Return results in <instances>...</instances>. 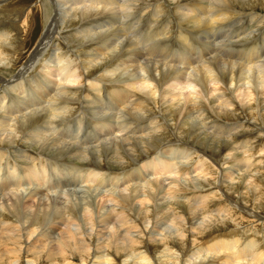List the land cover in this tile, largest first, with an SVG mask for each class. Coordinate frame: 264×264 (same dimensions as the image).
I'll list each match as a JSON object with an SVG mask.
<instances>
[{
	"label": "bare ground",
	"instance_id": "6f19581e",
	"mask_svg": "<svg viewBox=\"0 0 264 264\" xmlns=\"http://www.w3.org/2000/svg\"><path fill=\"white\" fill-rule=\"evenodd\" d=\"M6 1L7 0H0V3H4ZM135 1L137 2V0ZM135 1L131 0L130 2L129 0H75L74 1L75 3L73 4L71 3L73 6L71 4L70 5L72 6V9L75 6L77 7L75 9H77L78 11L82 10L81 12H85L86 15L88 14L87 12H91V14L95 16L97 15L101 16V14H103V12H105V9L108 7L109 9H112V11H115L114 9H119V11L120 9L121 10L124 9L125 11L126 9L130 10L132 8H137L139 11V10H145L143 8L146 6H150V5H151L150 7L153 13H159V9L157 8V4L160 3L159 0L155 1L154 4L146 0L145 1L141 0L142 1L141 3L136 4ZM162 1L167 3L166 0H161V2ZM167 1L172 2L174 6L177 7L176 10L180 17L176 19L177 21L176 27L170 28L169 26V27H166V28H169L167 30L165 28L159 29L156 26V28L149 30L148 33L142 32L138 34L139 39L134 34H132V36H134V39H133L134 43H131V45L135 44V45H140L142 47L146 46L145 48L147 50V53L150 54L152 57H154L153 60L151 61V64H149L150 68L147 67L148 65L146 66L145 62L144 63L142 62L143 64L140 63V61H142L143 59L145 61V58L140 56L141 54L138 52L137 53L132 52L134 49L132 51H129L130 49H128L129 52H125V50L123 51L124 47H126V43H124V45H121V43L123 41L127 42L128 41L127 38L124 37V40L122 41L121 37L124 36V34L122 36L120 33L115 34V32L111 30L112 23H108L106 21L105 24L104 23L96 24L95 26H91L92 25L91 24L88 26H83L78 29L77 33L79 34L81 39L84 40L83 42L85 44L90 43V45H92V47L90 48V50H88V52H86V54L80 57V55H77L75 53V49L73 48V46H70L68 44L67 51H68V54L70 53V55L69 57L65 58V55L61 56L60 53H62L61 52L62 50L60 49L58 44L54 43L52 45L53 48H51L52 52L50 53V56H49L50 58H48V61L44 60V62L39 67L40 70L38 69L39 74L37 76V79L35 81L30 82L31 83L30 87L29 85H23V84H20L19 86L18 83L22 82L24 78L22 77V75L26 74L27 72H29L30 69L32 70V68L35 65H37V62H39L40 60L39 59L40 55L43 53L44 50H47L46 48L48 47L53 36L59 35L60 28L57 27L58 22L60 21L59 23H61L60 25H62V21H63L62 17L60 18V14L58 12L60 11V3L58 0H51L52 5H53V16H51L52 18L50 17L48 24L43 29V32L41 34L39 41L37 42L36 47L34 48V50H32V53H30V55L27 56L26 61L25 62L23 61L24 64L21 68L18 69L15 77L13 78L11 77V79L9 78L8 82H5L4 80L0 79V84L3 85L5 83L16 81V79L18 78V81L15 84H18L17 87H20V89L28 96V97H25L24 102H18V101L16 102L15 100V102H13V104L8 107V109L6 110L7 111L6 113H8V117L6 119L4 118V116L1 115L2 111L4 110H0V141L6 138L11 143L16 144L17 141L15 137L17 136V132H20L23 135V137L25 136L28 139L36 141V143L44 142L45 144H49V146H54L55 144H60V143L63 144L64 141H68L69 148H63V145H62L61 149L59 148L60 150H56L55 152L57 155L60 156V159L61 158L64 159V156H65L62 152L70 151L72 154H78L84 157L91 158L93 162V166H89V167H73L74 165H69L70 167L63 169L62 168L63 166L57 163L58 161L57 162L53 161L54 159L53 160H47L43 158L36 159L35 157L30 156V154L22 155V158L24 159V161L28 162L27 163L28 165L22 166L21 168H19V165L16 163H13L11 167H8L7 165L2 166V163L0 162V170H1L0 172V199L2 200V205L0 206L1 212L4 211L5 213H10L11 218H12L11 221L10 220L0 221V264H23V263L24 264H87L89 260H91L89 264H121L118 261L119 260L118 258L120 257L119 254L121 253V251H122V256H134L135 257L134 259L131 260L132 264H150V257L145 251L135 252V248L136 247L138 248L139 243L141 241L140 238H141V233L143 230H141L140 228H137V226L134 223H132L129 218L126 217L124 208L126 207L129 208V206L134 200L139 199L140 203L142 204H143V201L145 202L150 201L152 197V195L149 194L150 190H155V191L161 190V186H159L160 184L157 182L147 181L146 183V180H145L146 175H144L145 171H148L149 174H158V175L159 173L163 174L165 172L166 173L173 172L174 174H177L179 172V169L177 168L175 163L172 164V162L170 161L171 157L165 159L164 156L168 155L166 154V152L160 151V153H157L154 156L151 155V157L147 159H146L147 157L146 156L145 157L146 160H144V162L142 161L140 162L139 160V162L142 164L137 167L132 166V168H130L126 172V174L124 175V178L120 180L122 176L119 178L115 174V176L112 175L111 177L110 176L107 177V174H108L107 171L103 169L102 170L99 169L98 165L102 158L101 156H103L100 152L103 151L105 153L104 155L108 156L111 153L112 149H114V151L112 152L113 158H115L114 160L116 159L119 160L120 165H122L121 162H123L124 164L130 163L131 161L137 162L136 159L140 153L139 147L141 148V151H143L145 154L148 152L149 145L151 143L158 142L160 139L167 137L166 136L167 131L164 130L165 128L163 126L165 125V122L164 120L163 122L159 121L158 118L153 120V122L157 124L156 127H151V125L150 126L146 125V127H139L134 132L129 130V127L132 125L138 126L139 122L143 118L144 113L149 114L147 113L149 112V107H148L150 104L149 100H151L152 103L154 102V104L159 103L160 107H162V104L165 103V101H163L164 99L160 97V95L157 94L159 91H161L162 95L169 96L167 101L168 100L170 101L168 102V106L171 109L172 107L174 108L175 106H177V108H175L177 110L176 111L177 114L178 113L183 114L180 121L183 122L184 119L189 118L191 120L190 128L192 129L194 133L196 130H198L199 124H202L201 128L204 129L205 133L207 135H211V137H215V139L219 137H224V138L229 137V129H228V132L218 131V129H216L217 127L215 129H212L211 124L209 126H205V124L200 123V121L202 122L206 120V118H208L207 117L208 115L206 116V114L202 112V109H205V106H209L211 109L207 107L206 108L214 112H215V109L216 111L218 110L220 112H225L227 111L228 107H231L233 105V103L231 102V99L226 98L225 95H223L222 93H217L218 92L217 90H219L220 85L223 86V90L225 89L227 90L226 88L227 82L232 83V82H239L241 80L242 81L244 80L245 83L243 81L244 84L243 83L241 84L243 85L247 84V86L244 87L245 88L244 90L246 91L244 90L240 91L239 88L232 90L233 94H235L234 98L238 99V97H241V99L239 98V100L237 99L236 100L240 103L245 101V104H248V102L254 101L257 104L256 106H259L258 109H261L260 107H261L262 101H260V99L257 98L259 96L254 95V93H252L251 91L255 90L257 95L261 94L264 96V89H263L264 88V50L260 51L257 48V45H255L256 42L258 43V40H261V41L264 40V36L262 35L260 36L259 39L252 41L253 44L251 43L250 48H243L241 50L235 51L234 53L231 47H230L231 49L229 50V45L232 47L234 45H241V46H243L244 44L247 45V43L249 42H244V40L247 37L251 36L252 33L259 31L258 29L256 28L253 29L249 34L244 33V32L243 33L240 32L241 35L234 34L235 36L232 38V41L230 43H229L230 38L228 39L226 35L227 33L222 34L221 36L217 37V40H216V36L214 37V33H212V35L210 33V35L214 37L213 39L216 40L214 41L212 39V41L214 42L212 44L215 45L214 48L215 47L217 48H215L216 49L215 51L212 48L213 46L212 44H211L212 46L210 45L211 47L208 45L210 44L208 41V44L206 45L209 47V51H207L208 53L206 52L199 53L200 51L198 53H195V50L187 51V49L184 50V48L182 50V48L180 49L177 46L175 49L172 48L174 50H172L171 54L168 55L169 57H167L166 54L163 55V53L157 54L158 50L156 52L154 49L155 47L153 45L157 44L155 43V40H157L158 42L157 45H162L161 51H165L167 50V45L165 43L168 41H172V39L175 38L178 45L183 46L185 44L190 49H195L197 48V45L196 46L194 45L195 48L193 47V44L191 43V39H190L191 36H189V33H192V31L201 32L200 31L201 29L209 27L210 24L211 25L212 24L223 25L222 23L224 22V20H228V19L234 20L238 18L239 16L240 17L243 16L245 12L243 8L254 7L259 2H261L263 4L262 6H264V0H186V2L184 3H181L183 2V0H167ZM76 2H78L79 4ZM63 3L61 5H63ZM76 5H78L79 7ZM154 5L156 6V8L154 7ZM235 5L238 6L239 8L236 9ZM110 6H112V8H110ZM259 6H261V4H259ZM259 6H256V7H259ZM61 8L64 9L62 6ZM129 10L126 11V15L128 16H130V13H131V11ZM69 11L71 10H68V12ZM107 12H110L111 13L110 16H112L113 12L111 11H107ZM93 15H90V16L94 17ZM248 17L250 18V20H253V21L255 18L256 23H260L264 21V16L262 14H259V16H256L253 10H252V13L248 15ZM166 18L167 17H165V19L163 20L164 22L166 21ZM66 20L69 21L68 19ZM125 22L127 23V21ZM188 22H190L193 26L191 25V27L189 28L186 27L185 23H188ZM126 23L124 25H126ZM166 23L168 24L170 22L166 21ZM198 28H201V29L199 30ZM236 30H239V29H236ZM143 33H147V34L144 35ZM206 33H209V31L208 32L206 31ZM159 34H162V36L160 37ZM0 36H4V35L1 34ZM240 38L242 39L240 40ZM2 42L1 44L3 45ZM147 42H150V44L147 45L146 44ZM219 45H225L224 48L226 47L228 48V50L222 49L223 51L221 53V50L218 51L220 49ZM152 46L154 48L151 49ZM259 48H261V46ZM167 51H170V50H167ZM3 54L4 53L0 51V63L2 59H5V55L3 56ZM115 60L116 62L118 61V63L114 66V68L110 67L111 66L110 63H115L114 62ZM98 62H99L98 66L103 67L104 69V74H102L101 76L98 75L99 77L98 79H100L101 82L109 79V84L107 85L102 84L98 79L97 80L99 81V83L98 81L95 83L93 82V79L91 78L92 82L90 81L87 82L86 80L85 85L82 84L83 91H85L86 89V91L89 92L90 94V90L94 92V91H99L102 89L105 93V90L106 89L108 90L109 88V91H107L108 97L106 96L108 99L103 95L107 100L104 102V104L107 105V107L109 106V108H114L115 114L118 113V116L113 118L114 121L113 120L110 121L109 118H103L100 116L102 114L98 113L95 118L91 117L93 118L91 120L83 119V113H84L83 108H82L83 106H80L79 108H77L78 112L73 113V115L69 117L70 115L68 114H72V109L74 106L73 102L80 101V98H79L80 95L78 96L77 88L74 87L75 84L82 82L80 81V78L85 79L91 69V66L95 65ZM166 64L171 65V69H164V68L161 69V67H165ZM180 65L181 67H183V69L180 68L181 70L177 68L178 66L180 67ZM108 66L110 67V69L108 68ZM130 68L131 70L129 71ZM45 70L47 71L48 76H46V74L45 75L42 74V72H46ZM118 70L119 72H117ZM111 72L112 73L114 72V73L112 74V77L111 76L109 77L107 74ZM229 75H230V78H229ZM51 77L55 79L54 80L50 79ZM95 77L97 78V76ZM24 81L26 82V80ZM124 82H125L124 85H126V87L121 86V84ZM88 83L90 84L87 85ZM67 84H69V86H67ZM10 85L12 86V84ZM181 89L191 90L192 92H188L189 90H187V93H189L187 94V96H190V98H187L186 96L184 97V95H182L183 92L180 93ZM238 89H239V92L238 94H236L235 92H237ZM11 90L12 91L9 92L10 94L15 92V90L13 89ZM176 90H179V92L178 91L176 92ZM135 92H138L139 96L137 97V100L135 98H134L135 100L133 99L135 102H132L131 96L132 94L134 95ZM95 94L94 95L92 94L94 96V99H95ZM136 94L134 96H136ZM251 95L256 96V98L251 97ZM96 97H97V94H96ZM88 99L90 101V98H87L86 100ZM96 99L98 100V98ZM262 100H263L262 102L263 104L264 99ZM189 102H191L190 104L191 108L190 107L189 108L191 110L196 109L198 111V113L191 115L190 117H188L190 113V109L187 108V104H186ZM91 105L93 104H90V106ZM126 105H129L130 108L125 109L127 111L123 112V108L121 107H124ZM178 107H179V110H178ZM120 108L122 109V112ZM139 108L143 110L139 112ZM130 109L134 111V114H130L131 112ZM161 109H160V113H162V115L165 114L166 110L168 111L167 108L166 109L163 108L162 110ZM175 109L174 110L172 109V110L175 111ZM64 111L68 113V114H64L66 118L65 119L58 118L62 113H64ZM94 113L95 112H93V114ZM106 113H107V110H106ZM120 113L121 115H119ZM123 116H125L126 119L124 120L122 118L124 121L119 120V118ZM215 116H218V115H215ZM19 118L21 120H19ZM194 120H196V122H194ZM37 121H41V122L39 124L38 123L33 124ZM73 123L75 124L73 125ZM179 123L180 122H178V124ZM89 124H91V127H92V131H90L91 135L92 137H94V140H90V141H93L94 144H92L93 142L91 143L88 140L89 144L87 142V145H88L87 147L85 141H82L81 143L78 142V140L81 139L80 137L81 134L78 137L77 135L79 134L81 130L82 131L85 130L86 125H88L89 127L90 126ZM46 125H49V127H47ZM60 125H63V126L61 127ZM26 128H29V129H26ZM59 128H62L63 130H68V133L67 134H60V133L56 134L55 132L57 131L62 132V130ZM207 128H210V131H208ZM48 129H51V132H53L51 135L56 134V141L58 143L55 142L50 145L49 142H51L50 141L51 138L46 137V133H47L46 131H48ZM4 131H7L5 132L7 133L6 135H4ZM85 132L87 131L85 130ZM88 132L86 133V135L89 134ZM120 132H121V136L120 135L118 136L117 133H120ZM203 137L204 136H202V138ZM200 138L201 137H199V139ZM98 142H101V143L103 142V143L101 145H97ZM121 143L122 144L126 143L125 146H127L124 148V150L122 149L123 151H125L124 153L122 152L120 148ZM73 144H76L78 147H74ZM8 145H9V142H8ZM43 148H45V145L41 149L43 150ZM10 152L11 153L15 152V150H12ZM28 152L30 153V151ZM185 154L187 156V153ZM3 155H4L3 152L0 151V160ZM78 155L76 156L78 157ZM19 156L21 155L19 154ZM172 157L175 158L174 156ZM95 158H97L98 160H96ZM64 161L65 160H63V162ZM195 163H199L201 171H204V168L207 166V165L206 166L203 165V163L205 164V160L201 161V160L195 159ZM209 164L211 165V163ZM53 175L55 176V178L52 177ZM69 175H75L76 177H79L78 179L79 182L78 181L68 182L66 180V177L68 176L69 178ZM118 175L120 176L121 174H118ZM160 176L161 175H159V177ZM148 178H149V175H148ZM110 180L112 181L110 182ZM136 180L138 181V185L134 186ZM139 180H144V182H141V181L139 182ZM80 181H84L87 186H91V187L109 186L110 188L105 189L106 190L105 192H102L101 190L100 191L97 190L98 193L96 194L101 195V197L102 196L107 197L108 201L114 202L113 205L116 208L112 207V209H109V211L105 210L106 212L99 213L98 207L97 208L94 207V205L92 204V201H89L90 202L89 203L87 202L88 201L87 200V201H82L83 205L81 209L80 210L77 209L79 211H77V214H74L73 212L74 208L77 205L79 207L80 206L79 204H82V203H77L76 202L77 198H75L76 199L75 200L74 197H72V196H76L74 194L78 193L77 192L78 190L77 191L73 190L72 192H69L70 190H68L67 188H69L70 185H73V187L76 188L75 185L82 183ZM130 181L131 182L134 181V185L132 183V185L134 186V188L132 189V191L134 192V195H132L131 193H128L127 191V190L130 191V187L128 185V183H131ZM52 183L56 185H52ZM58 183L60 185H57ZM61 183H64V184H61ZM85 184L84 185L82 184V186L85 187ZM31 185H36L35 189L32 188L34 191L30 190ZM63 186H66V192H63V189H62ZM119 186H122V188H120L121 190H124L127 192L126 195H121L118 192L117 193L114 192V190L118 189ZM173 186H168V191H170L172 194H175L177 191L181 190L179 185H177L175 181L173 182ZM22 187H24L25 189L28 188L27 196H23L22 193L17 194L18 188L20 189ZM57 189H59L60 191V196H61V193L64 196L63 199L65 201V204L62 202V204L60 205V203H57L56 199L47 196L49 192L56 193L58 191ZM140 190L144 192V193L142 192L143 193L142 198L139 194ZM79 191H82V189H80ZM83 191L82 193L85 194V197H88L90 195V193L89 194L87 193L88 191H90V189H88V191L86 190V192H83ZM152 192L154 193V191ZM198 193L195 194L193 192V199L191 200L192 202L191 205H194V206L191 208V211H200V212L203 211L204 212V209L206 207L205 205L208 203L206 202V200L209 198L205 200L206 196L203 193H202L203 195H200ZM7 194L10 195V196L8 195L9 197H7V200L8 201L10 200L9 202L3 199V197H5ZM36 195H38L39 198H37V200L35 201H32L36 199L35 197ZM158 195H161V193H159ZM157 197L158 196H156V198ZM40 200H43L41 202V205H42L41 208H40ZM221 210L222 208L220 207H217L216 209H214V211L212 210L213 213L210 214L212 216L211 218L209 217L210 219H207V218L205 219V217L208 215H205V216L201 215V218L199 221H197L198 218L192 217L193 218V222L191 223L192 225L189 224L191 226L189 227L190 233L191 232L193 233L194 230L195 231L199 230L200 236L204 234L203 232L208 234L209 233L207 232L209 231L208 228L211 227V225H213V224H210V221L212 223V220L214 221L217 216L221 215L220 214V212H222ZM158 212L159 214L161 213V211H158ZM152 217L153 216H151V218ZM173 217H176V218H175V221L174 220L169 221L171 223V228H169L170 229L169 232L166 231L167 233H163L164 230L168 228L169 226L168 227L166 226L165 228L163 227L162 229H156L155 232H153L154 235L159 236V238L157 239H159V241L163 244V247H164L163 249H165V246L171 243V241L172 242L175 241L177 243L180 242L181 244H183V241L185 240V232H184L185 229H183L184 226H182L183 225L182 221L184 222V219L178 215L173 216ZM181 218L183 220H181ZM167 221H168V218H167ZM98 223L101 227H98L99 226ZM146 223L148 222L146 221ZM150 227H153V226H150ZM172 228L174 232L171 231ZM189 228H187V230ZM187 230H185L186 233L188 232ZM230 234L231 233H229L227 236H223L225 238H222V239H219L215 235L210 236L208 234V236H210L209 239H205V240L203 239L204 241L202 242L200 241L201 243L200 242L198 243H200V246L202 247L201 250H203V252L204 250L206 252H219V251L226 252V255L223 258H224V262L226 261L228 262V264L229 263L238 264L239 259H242L243 261L249 259L250 261H254L257 264H258V261L260 262L261 260H263L264 254L258 249V244L252 239L253 237L249 235V238L246 237L245 240L240 241L238 240V238L230 237L229 236ZM166 241H167V244H166ZM169 251L170 249L168 250V252ZM199 252L201 253V251H196L195 255L197 254L198 256ZM194 258H196V256ZM21 259H23V262H21ZM123 264H127V263L124 262Z\"/></svg>",
	"mask_w": 264,
	"mask_h": 264
},
{
	"label": "rangeland",
	"instance_id": "374dc122",
	"mask_svg": "<svg viewBox=\"0 0 264 264\" xmlns=\"http://www.w3.org/2000/svg\"><path fill=\"white\" fill-rule=\"evenodd\" d=\"M58 1L60 3V11H58L60 14V18L62 17V20L63 21L65 20L64 22L62 21V25H60L61 24V23H59L60 21L58 22L57 27L60 28L59 29V35L60 36L59 35L53 36L48 47L50 45L51 46L49 48L47 47L46 48L47 50H44L43 53L40 55V57H39L40 60L38 59L39 62H37V65H35L32 68V70L30 69L29 72L22 75V77H24V78H23L22 82L18 83L19 86H20V84H23V85H29V87H30L31 86L30 82L35 81L37 79V76H38L39 70H40L39 67L44 62V60L48 61V58H50L49 56H50V53L52 52L51 48H53L52 45L54 43L58 44V46L62 50L61 51L62 53H60V54H61V56L65 55V58L69 57V55H70V53L68 54V51H67V45L68 44L70 46H73V48L75 49V53L77 55H80V57L83 56L84 54H86V52H88V50H90L92 45H90V43L85 44L83 42L84 40H82L81 37L79 36V34L77 33L78 29L83 27V26H88L91 24H92L91 26H95L96 24H102V23L105 24L106 21L108 23H112L111 30L114 31L115 34L120 33L121 36L124 34V36L121 37L122 41L124 40V37L127 38L128 41H130V42L123 41L121 43V45H124V43H126V47L123 46L124 47L123 51L125 50V52H129V51H132L134 49L132 52H134V53L138 52L141 54L140 56L145 58V61L143 59L142 61H140V63L145 62L146 66L148 65L147 67L150 68L149 64H151V61L153 60L154 57H152L150 54L147 53V50L145 48L146 46L142 47L140 45H135V44L131 45V43H134L133 42L134 36H132V34H134L138 38V34H140L142 32L148 33L149 30L156 28V26L159 29L165 28L168 30L169 28H166V27H169V26H170V28L176 27V22H177L176 19H178V17H180L177 10H176L177 7H175L172 2H169L167 0H166L167 3L163 2V1L161 2V0H159L160 3L157 4V8L159 9V13H153L152 9L150 7L151 5L143 8L146 11L145 10H139L138 11L137 8H132L130 10L126 9L125 11H124V9H122V10L120 9V11H119V9H114L115 11H112V9H109V7H108L105 9V12L111 11V12H113V14H112V16H110L111 15L110 12H107V13L103 12L105 17L103 14H101V16H99V15L95 16V15L91 14V12H87L88 14L86 15L85 12H81L82 10L78 11L77 9H75L77 7L74 6L73 9L76 11V13H75V11L72 9V6H73L72 4L75 3L74 2L75 0H67V1L66 0H62V1L58 0ZM129 1L131 2V0H129ZM133 1H135V0H133ZM143 1H145V0H143ZM146 1L154 4V2L158 1V0H146ZM137 2L135 1L136 4H139L142 1L137 0ZM184 2H186V0H183V2H181V3H184ZM62 3H63V5H61ZM76 3H78V2H76ZM259 4H261V6H259ZM262 5L263 4L261 2H259L254 7L243 8V10H245L243 16H241V17L239 16L238 18H236L234 20H229V19L224 20V22L222 23L223 25H216V24L211 25L210 24L209 27H207V28H203V29L198 28L199 30L201 29L200 30L201 32L192 31V33H189V36H191L190 39H191V43L193 44V47L195 48V46L197 45V48H195V49H190L185 44H184L185 46L184 45L183 46L178 45L175 38H173L174 40L172 39V41H168L165 43L167 45V50H170V51H167V50L161 51L162 45H157L158 44L157 40H155V43H157V44L153 45L155 48L152 46L151 49L154 48L156 52L158 50L157 54L163 53V55L166 54L167 57H169L168 55H170L172 50H174L177 46L180 49L182 48V50H183V48H184V50L187 49V51L195 50V53H198L199 51H200L199 53H201V52L208 53L207 51H209V47L206 45L208 44V41L210 43V44H208L209 46L212 43H214L212 41V39L215 36H216V40H217V37L221 36L222 34L227 33L226 35H227L228 39L230 38L229 39V43H230L232 41V38L236 34H240V32L241 33L244 32V33L249 34L253 29L256 28L259 31L252 33L251 36L247 37L244 40V42H249L250 44L247 43V45L244 44L243 46L234 45L233 47L229 45V50L232 48L233 53L235 51L241 50L243 48H250L251 43L253 44L252 41L259 39L260 36H262V35L264 36V29H263L264 28L263 27L264 21L260 22V23H256L255 18H254V21L250 20L248 15L251 14L252 10H253V12L256 16H259V14H262L264 16V6H262ZM61 6L64 9H62ZM76 6H78V5H76ZM256 6H259V7H256ZM65 7H66V9H65ZM154 7L156 8L155 5H154ZM235 7H236V9L239 8L236 5H235ZM110 8H112V6H110ZM68 10H71V11L68 12ZM72 10H73V12H72ZM128 10L131 11V13H132V14L130 13V16L126 15V11H128ZM240 10H242V9H240ZM118 11H119V13H118ZM90 15H93L94 17H92ZM124 15L126 18L124 17ZM51 16H53V5H52L51 0H7L4 3H0V28H1L0 32H1V34H3L5 36V37L0 36V46L3 47V48L0 47V51L4 53L3 56L5 55V59H2L1 63H0V79L4 80L5 82H8L9 78L11 79V77L13 78L16 76L18 69L23 66L24 62L26 61L27 56L30 55V53H32V50H34V48L36 47L37 42L39 41L41 34L43 32V29L48 24V21L50 20ZM95 17H97L98 19ZM165 17H167L166 21L170 22V23L167 24L166 21L165 22L163 21L165 19ZM82 18H84V19H82ZM66 19H68L70 22L67 21ZM79 21H81V22H79ZM88 21H90V22H88ZM121 21H122V23H121ZM125 21H127V23ZM71 22H72V24H71ZM125 23H126V25H124ZM74 25H76V26H74ZM191 25L192 24L190 22L185 23V26L188 28L191 27ZM144 29H145V31H144ZM236 29H239V30H236ZM206 31L207 32L209 31V33H206ZM234 31H235V33H234ZM147 33H143V34L145 35ZM210 33H211V35H212V33H214V37H212L210 35ZM199 34H201L202 36ZM159 35H160V37L162 36V34H159ZM207 37H208V39H207ZM241 39L242 38H240V40ZM216 40H214V41H216ZM1 42L3 43V45L1 44ZM238 42H240V41H238ZM146 44L149 45L150 42H147ZM121 45H120V47H121ZM144 45H145V43H144ZM212 45H211L212 48L216 51L215 48H217V47L214 48L215 45L214 44H212ZM255 45H257V48L260 51L264 50V40H262V41L258 40V43L256 42ZM219 46H220L219 47L220 49L218 51L221 50V53L223 50H228V48H226V47L224 48L225 45H219ZM260 46H261V48H259ZM186 47H188V48H186ZM78 48H79V50H78ZM172 48H174V49H172ZM206 48H207V50H206ZM212 48H211V50H212ZM128 49H130V50L128 51ZM1 57H2V55H1ZM99 62H100V60H99ZM99 62L96 63L97 66H96V64L91 66V69H90V71L87 74V77L85 79L80 78V81H82V82L75 84L74 87L77 88L78 96L80 95L79 96L80 101L79 102H77V101L73 102L74 106L72 105L73 106L72 114H68L67 112L64 111V113H62L58 118L65 119L66 116L64 114H68V115H70L69 117H71V115H73V113L78 112L77 108H79L80 106H83L82 107L83 112H84L83 113V119L91 120V119L95 118L98 113L102 114L100 116L103 118H109L110 121H112V120L114 121L113 118L118 116V113L115 114L114 108H109V106L107 107V105L104 104V102L107 101L106 100V98L108 97L107 91H109V88H108V90L107 89L105 90V93L102 89L99 91H94V92L92 90H90V94H89V92L86 91V89H85V91H83V87H82L83 85L82 84L85 85L86 80H87V82H89V81L92 82L91 80L93 79V82H95V83L98 80L101 82V80L98 79L99 78L98 75L101 76L102 74H104V69H103V67L98 66ZM114 62L115 63H110L111 66L110 65L109 66L114 68V66L118 63V61L116 62V60H115ZM109 66H108V68L110 69ZM162 68L171 69V65L166 64L165 67H161V69ZM177 68L179 70L183 69V67H181V65H180V67L178 66ZM130 70H131V68L129 69V71ZM117 72H119V70ZM98 73H100V74H98ZM113 73L111 72V73H108L107 75L109 77L110 76L112 77ZM42 74L43 75L46 74V76H48L47 71L42 72ZM94 75L97 76V78ZM226 76H228V75H226ZM229 78H230V75H229ZM50 79L54 80L55 78L51 77ZM24 80H26V82ZM17 81H18V78L16 79V81L5 83L3 85L0 84V87H1L0 88V110H4V111H2L1 115L4 116L5 119L8 117V113H6L7 112L6 110L8 109L9 106H11L13 104V102H15V100H16V102L17 101L18 102H24L25 97H28L20 89V87H17L18 84H15ZM99 81H98V83H99ZM104 81L101 83L106 84V85L109 84V79L104 80ZM243 81L241 80L239 82H232V83L227 82L226 88H227L228 92L226 89L223 90V86H221V85L219 86V90H217L218 92L216 91L217 93H222L223 95H225L226 98L231 99V102L233 103V105L231 107H228L227 111L220 112L218 110L216 111V109H215V112H214V111L210 110L211 108L209 106H205V109H202V112H204V114H206V116L208 115L207 116L208 118H206V120H204L202 122L200 121V123L205 124V126H209L211 124L212 129H215L217 127L216 129H218V131H222V132H228V129H229V137H227V138L219 137V138L215 139V137H211V135H207L205 133L204 129L201 128L202 124H199L198 130H196L194 133L192 131V129L190 128L191 120L188 118V119H184L183 122L180 121L183 114H179V113H178L179 115L177 114V112H176L177 110L175 109V108H177V106H175L174 108L172 107L173 110L175 109V111H173L168 106V102H170V101L169 100L167 101V99L169 98V96H164V95H162L161 91H159L157 94L160 95V97H162L164 99L163 101H165V103L162 104V107H160L159 103L154 104V102L152 103V101L149 100V102H150V104L148 106L149 112H147L149 114L144 113L143 118H145V119L142 118V120L139 122L138 126H136V125L130 126L129 130L134 132L139 127H146V125L147 126L151 125V127H156L157 124H155L153 122V120L158 118L159 121L163 122V120H164V122H165L166 127H165V125H163V126L165 128L164 130L167 131V132L165 131L167 133L166 134L167 137L160 139L158 141L159 144H158V142L151 143L149 145L148 152L145 153L146 155L144 154L143 151H141V148L139 147L140 151L139 150L138 151L140 153L136 159L137 162L131 161L130 163H126V164L121 162L122 165H120V161L117 159L114 160L115 158H113L112 152L114 151V149H112L111 153L108 155L109 157L107 155L105 156L104 155L105 153L103 151L100 152L103 156H101L102 158H101L99 165H98L99 169L106 170L108 173L107 177H109V176L111 177L112 175L115 176V174L119 178L122 176L120 178V180L122 178H124V175L126 174V172L130 168H132V166L133 167L140 166L142 164V163H140L141 161L144 162V160L151 157V155L154 156L155 154L160 153V151L166 152V154H168V155L164 156L165 159L171 157L173 160L170 158V161L172 162V164L175 163V165L179 169V172L177 173L178 175L174 174L173 172H167V173L165 172L163 174L159 173V175H161L160 177L158 174H149L148 171H145L144 175H146V177H145L146 183H147V181L157 182L160 184L159 186H161V190H158V191L150 190V192L154 191V193L153 192L150 193L148 190L149 194L152 195L150 201H146L147 203L145 201H143V204H142V203H140L139 199L138 200L133 199L134 201L131 203L132 206L130 205L129 208H127V207L124 208L126 217L129 218L131 220V222L137 226V228H140L141 230H143L141 233V238H140L141 241L139 243L138 248L137 247L135 248V252L145 251L148 254V256L150 257V264H210V263L211 264H218V263L219 264H228V262H226V261L224 262V258H223L226 255V252H221V251H219V252H206L205 250L203 252V250H201L202 247L200 246V243L202 241H204L205 239H209L211 235L212 236L215 235L219 239H222V238H225L223 236H227L229 233H231L229 235L230 237L238 238V240H240V241L245 240L246 237L249 238V235H250L251 237H253L252 239L258 244V249L264 254V103L262 104V102H263L262 99H264V96L261 94L257 95L255 90L251 91L252 93H254V95L259 96L257 98H259L260 101H262L261 107H260L261 109H258L259 106H256L257 104L254 101L248 102L249 105L245 104V101H243L242 103L238 102L237 100H239V98L241 99V97H238V99L234 98L235 94H233L232 90H235L236 88H239L240 91L244 90L245 89L244 87H246L247 84L243 85L245 83V81H244V83H243ZM241 83H243V84H241ZM10 84H12L13 87ZM89 84L90 83H88L87 85H89ZM124 84H125V82L122 83L121 86L126 87V85H124ZM4 85H5V87H4ZM67 86H69V84H67ZM6 87H8V88H6ZM11 89L15 90V92L10 94L9 92L12 91ZM239 89L237 90V92H235L236 94H238ZM187 90H189V89H181L180 93L183 92L182 95H184V97L186 96L187 98H190V96H187V94H189V93H187ZM177 91L179 92V90H176V92ZM244 91H246V90H244ZM260 91H262V90H260ZM86 92H87V94H86ZM188 92H192V91L189 90ZM91 93L93 95L96 93L97 97L95 94V99L98 98V100L97 99L95 100L94 96ZM100 93H101V95H100ZM231 93L233 94V96ZM22 94H24V95H22ZM135 94H136V96H134ZM84 95H85V97H84ZM103 95L105 97L106 96L107 97L105 98ZM134 95L132 94V96H131L132 102H135L134 101L135 99L137 100L139 93L135 92ZM254 95H251V97L256 98V96H254ZM89 96H91V97H89ZM68 98H69V96H68ZM87 98H90V101H89V99L86 100ZM91 98L94 100H92ZM83 99H85V100H83ZM253 103H255V104H253ZM90 104H93L94 106L93 105L90 106ZM96 104H98V105H96ZM186 104H187V108L190 109L191 108V106H190L191 102L186 103ZM206 107L210 108V109H207ZM121 108H123V112H124V111H127L125 109H129L130 106L126 105V106L121 107ZM121 108H120V110L122 112ZM159 108L160 109L161 108L162 109L167 108L168 111L167 110L165 111V114L166 113L167 114L166 115L163 114L164 115L163 116L162 113H160ZM90 109H92V110H90ZM101 109H102V111H101ZM103 109L105 110V112ZM106 110H107V113H106ZM142 110L143 109L139 108V112H141ZM178 110H179V107H178ZM130 111H131L130 114H134L133 110L130 109ZM86 112H87V114H86ZM93 112H95V113L93 114ZM157 113H158V115H157ZM196 113H198V111L196 109H193V110L190 109V113H189L188 117H190L191 115H194ZM110 115H112V116H110ZM119 115H121V113ZM215 115H218V116H215ZM91 117H93V118H91ZM20 118H19V120L22 119V118L21 119ZM122 118L124 120L126 119V117L123 116V117H120L119 120L124 121ZM176 120H177V122H176ZM40 122L41 121H37L33 124H37V123L39 124ZM178 122H180V123L178 124ZM194 122H196V120H194ZM153 123H154V125H153ZM74 124L75 123H73V125ZM219 124H221L222 126ZM89 125H90L89 127H88V125L85 126V130L87 132L89 131L88 132L89 137H88V135H86L87 132H85V130H83V131L81 130L79 132V134L77 135V137H78L81 134V136H80L81 139L78 140V142L81 143L82 141H85L86 145H87V142L89 144L90 140H94V137H92L91 132H90V131H92L91 124H89ZM46 126L49 127V125H46ZM60 126L62 127L63 125H60ZM223 128H225V129H223ZM26 129H29V128H26ZM59 129H61L62 132L57 131V132H55L56 134H58V133L67 134L68 133V130H63L62 128H59ZM207 130L210 131V128H207ZM5 132H7V131H4V135L7 134ZM46 132H47L46 137L51 138V140H50L51 142H49L50 145L52 143L57 142L56 141V134L51 135L53 133V132H51V129H48V131H46ZM216 133H214V134H216ZM235 133H237V134H235ZM117 135L121 136V132L117 133ZM201 135L204 137L202 138ZM199 137H201V138L199 139ZM15 139L17 141V143L15 142L16 144L11 143L6 138H4L3 140L0 141V151H2L3 154L5 155V156L3 155L1 157V160H0V162L2 163V166L7 165L8 167H11V165H13V163H16L19 165V168H21L22 166L28 165L27 164L28 162L24 161V159L22 158V155H27V154H30V156H33L36 159H39V158H43V159H47V160H53L54 159L53 161H55V162L58 161L57 163L61 164V166H63L62 167L63 169L70 167L69 165H74L73 167L93 166V162H92L91 158L84 157V156L78 155V154H72L70 151L69 152L71 154L69 152H62L65 156H64V159L63 158L60 159V156L57 155L55 152H56V150H60L62 145H63V148H69V142L68 141H64L63 144L60 143V144H55L54 146H49V144H45L44 142L36 143V141H34V140L28 139L25 136L23 137V135L20 132H17V136L15 137ZM163 140H165V141H163ZM8 142H9V145H8ZM90 142L92 143L93 141H90ZM10 143H11V145H10ZM102 143L98 142L97 145H101ZM92 144H94V142ZM44 145H45V148H43V150H42L41 148ZM121 145H120L121 150L122 149L124 150V148L127 147V146H125L126 143H123V144L121 143ZM183 145H185V146H183ZM73 146L78 147L76 144H73ZM129 146H131V145H129ZM87 147H88V145H87ZM89 147H90V145H89ZM169 148L172 150H170ZM12 150H15V152H12L13 154L10 152ZM123 150H122V152L124 153L125 151H123ZM26 151H27V153H26ZM28 151H30V153ZM142 152H143V154H142ZM181 152H183L184 154ZM9 153H11V154H9ZM185 153H187V156ZM19 154L21 156H19ZM66 154H68V155H66ZM9 155H10V157H9ZM46 155H48L49 157ZM76 155H78V157ZM172 156H174L175 158H173ZM195 156H197V157H195ZM145 157H146V159H145ZM21 158H22V160H21ZM194 158L201 160V161L205 160V164L203 163V165H205V166L207 165V166L204 168V171L200 170V165H199V163H195ZM62 159L65 160L64 161L65 163L63 162ZM95 159L98 160L97 158H95ZM20 160H21V162H20ZM139 160H140V162H139ZM66 161L67 162L69 161V162L67 163ZM103 161H104V163H103ZM111 163H112V165H111ZM209 163H211V165ZM0 172H1V170H0ZM76 172H78V171H76ZM119 172H121V173H119ZM118 174H121V175L119 176ZM148 175H149V178H148ZM52 177L55 178L54 175ZM78 179H79V177H76L75 175H69V178H68V176L66 177V180L68 182H70V181H76L77 182ZM111 181L112 180H110V182ZM140 181L144 182V180H139V182ZM174 181L177 185H179L181 190L177 191L175 194H172L170 191H168V186H173ZM80 182H82V183L77 184L78 186L75 185L76 188H74L73 185H70L69 188H67L68 190H70L69 192H72L73 190H75V191L78 190L77 191L78 193L74 194L76 196H72V197H74V199L77 198V200L75 199L77 203H82V204H79L80 208L78 207V205L74 208V210H73L74 214H77V211H79L81 209V207L83 205L82 201H87V200H88L87 202L92 201V204L94 205V207H96V208L98 207L99 213L109 211V209H112V207L116 208L113 205L114 202L108 201L107 197H105V196L101 197V195L96 194V193H98L97 190H99V191L101 190L102 192H105L106 191L105 189L110 188L109 186L91 187V186H87L84 181H80ZM132 183L134 185V181H132L131 183H128V185L130 187V191L129 190H127V191H128V193H131L132 195H134V192L132 191V189L134 188V186L138 185V181L136 180L134 186L132 185ZM61 184H64V183H61ZM82 184L83 185L85 184V187L82 186ZM52 185H56V184L52 183ZM57 185H60V184L58 183ZM162 186H163V188H162ZM24 187H22L20 189L18 188L17 194L22 193L23 196H27L28 188L25 189ZM35 187H36V185H31L30 190L34 191L32 188L35 189ZM86 188L90 189V191H88V189H86ZM120 188H122V186H119L118 189L114 190V192L115 193L118 192L121 195H126L127 192L124 190H121ZM186 188H187V190H186ZM62 189H63V192H66V186H63ZM80 189H82V191L84 190L83 192H86V190H87L88 191L87 193L88 194L90 193L91 196L87 195L88 197H85V194L82 193V191H79ZM182 189H184V190H182ZM57 190L58 191L56 193L55 192H49L47 194V196L56 199L57 203H60V205L62 204V202L65 204V201L63 199L64 196L62 195V193L60 196V191H59V189H57ZM142 192L143 191H141V190L139 192L141 198H142L143 193H144V192L143 193ZM193 192L195 194L199 192L198 194H200V195L204 194L206 196L205 200L207 198H209L206 200V202H208V203L205 205L206 207L204 209V212L203 211L202 212L191 211V208L194 206V205H191V203H192L191 200L193 199ZM159 193H161V195H158ZM8 195L9 194H7L5 197H3V199L6 200L7 202L10 201V200L9 201L7 200V197L10 196V195L9 196ZM189 195H191V196H189ZM156 196H158V197L156 198ZM35 197H36V199H34L32 201H35V200H37V198H39L38 195H36ZM190 197H191V199H190ZM43 200H40V208L42 207L41 202ZM93 202H95V203H93ZM3 203H5V202H3ZM1 205H2V200L0 199V206ZM144 205H146V206H144ZM110 206H111V208H110ZM143 206H144V208H143ZM217 207L222 208V210H221L222 212H220L221 215H219L217 217L215 216L216 219L214 221L212 220V223L210 221V224H213V225H211V227L208 228L209 231H207V232H209L208 234L210 236H208V234H206L205 232H203L204 234L200 236L199 230L198 231L194 230L193 233L192 232L190 233L189 227H191L190 225H192L191 223L193 222V218H198L197 221H199L201 218V215H203V216L208 215L205 217V219L206 218L210 219L212 217L210 214L213 213L214 209H216ZM159 208H160V210H159ZM77 209H79V210H77ZM144 209L147 211H145ZM149 209H150V211H149ZM158 211H161V213L159 214ZM3 212H1V207H0V221H8V220L11 221L12 218H11L10 213H5V212L3 213ZM163 213H165V214H163ZM177 215L184 219V222L182 221V224H183L182 226H184L183 229L187 230V228H189L187 230L188 231L187 233L184 230L185 240L183 241V244H181L180 242L177 243L175 241L174 242L171 241V243L167 244V241H166L167 246H165V249H163L164 248L163 244L159 241V239H157V238H159V236L154 235L153 232H155L156 229H162L163 227L165 228L166 226L167 227L169 226V227L166 228L163 233L169 232L170 231L169 228H171V223L169 221H172V220L175 221L176 217H173V216H177ZM151 216H153L152 217L153 219L151 218ZM159 216H161V217H159ZM167 218H168V221H167ZM182 218H181V220H183ZM146 221L148 223H146ZM145 224H146V226H145ZM98 225H99V223H98ZM150 226H153V227L155 226V227L153 228ZM98 227H101V226L99 225ZM152 228H153V230H152ZM171 231L174 232L173 228L171 229ZM232 234H234V235H232ZM152 238H153V240H152ZM198 242H200V243H198ZM180 248H181V250H180ZM159 249H160V251H159ZM169 249H170V251L168 252ZM196 251H201V253L199 252L198 256H197V254L195 255ZM214 253H216V254H214ZM119 256L120 257L118 258L119 259L118 261L121 264H123L124 262L129 264V263H131V260L135 258L134 256H122V251L119 254ZM195 256H196V258H194ZM247 258H249V257H247ZM90 261L91 260H89V262L87 264H89ZM21 262H23V259H21ZM238 262H239L238 264H249V263L254 264L255 263L254 261H250L249 259L244 260V261L242 259H239ZM229 264H232V263H229ZM255 264H257V263H255ZM258 264H264V258L260 262L258 261Z\"/></svg>",
	"mask_w": 264,
	"mask_h": 264
}]
</instances>
